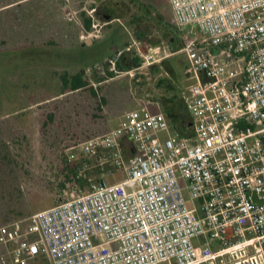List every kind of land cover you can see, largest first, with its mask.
Listing matches in <instances>:
<instances>
[{
    "label": "built area",
    "instance_id": "obj_1",
    "mask_svg": "<svg viewBox=\"0 0 264 264\" xmlns=\"http://www.w3.org/2000/svg\"><path fill=\"white\" fill-rule=\"evenodd\" d=\"M166 1L189 37L185 134L151 101L125 111L80 145L83 170L125 178L0 226V264H264V0Z\"/></svg>",
    "mask_w": 264,
    "mask_h": 264
},
{
    "label": "rangeland",
    "instance_id": "obj_2",
    "mask_svg": "<svg viewBox=\"0 0 264 264\" xmlns=\"http://www.w3.org/2000/svg\"><path fill=\"white\" fill-rule=\"evenodd\" d=\"M84 16L99 22L105 38L87 48L80 42L95 28L85 30ZM187 36L166 0H0V226L26 225L94 184L122 181V171L99 174L95 160L85 191L68 169L82 157L80 145L117 126L125 111L151 101L152 112L165 113L175 100L188 121ZM124 52L129 62L147 54L159 61L154 69L141 63L119 71L115 60ZM77 71L96 95L84 89L58 96L61 77ZM170 123L173 132L183 124Z\"/></svg>",
    "mask_w": 264,
    "mask_h": 264
},
{
    "label": "trees",
    "instance_id": "obj_3",
    "mask_svg": "<svg viewBox=\"0 0 264 264\" xmlns=\"http://www.w3.org/2000/svg\"><path fill=\"white\" fill-rule=\"evenodd\" d=\"M93 23L94 20L91 17L88 16H84L83 17V27L85 28L86 31L90 32V30H92L93 27ZM80 46L87 48L89 45H86L84 42H80ZM128 55L124 53H122L116 60H115V67L119 70V71H130L134 68L139 67V65L142 63V61L139 58L134 59L132 62H129V58L127 57ZM114 55H109L108 58H111V60L113 59ZM107 76L112 79L114 78V73L107 71ZM62 80V88L60 91V94L58 96H62L65 95L67 93H74L77 91H81L84 89H90V91L92 92V95L95 96V89L92 88L89 84V82L87 80H85L84 78V72L83 71H77L76 73L72 74V75H68V74H64L61 77ZM103 81V80H101ZM100 81V82H101ZM176 99V98H174ZM172 106L170 107V111H169V115L176 117L177 115L174 114L176 112V110L178 112H180L181 114H183V118H184V113L182 112V110H180L177 107V102L175 100H172ZM48 119H52L51 116H49ZM174 122V121H171ZM46 125V123L44 124ZM189 125V119L188 121H184L183 124L180 126L182 128H180L179 126L178 129L177 127H175L177 130H179L181 133L185 134L186 128ZM174 129V128H173ZM92 138V137H91ZM86 163L88 164H93L94 161H86ZM83 166H84V162L82 160V158H80L77 162H75V164L72 166V168L68 169V173H70L75 180L77 181L78 185H80V187H82V189L84 188H90L91 184L89 183V179L87 178V176L91 175V169L89 170V168L83 170ZM98 170H96L99 174L105 173L106 170H104L103 167L98 166L95 163V166ZM80 171V174L78 173ZM83 172V174H82ZM67 176H69V174H66ZM102 182V181H101ZM41 257L37 258L40 259ZM36 260V259H35Z\"/></svg>",
    "mask_w": 264,
    "mask_h": 264
},
{
    "label": "crops",
    "instance_id": "obj_4",
    "mask_svg": "<svg viewBox=\"0 0 264 264\" xmlns=\"http://www.w3.org/2000/svg\"><path fill=\"white\" fill-rule=\"evenodd\" d=\"M104 37H106V36H104ZM105 38H103L101 41H103ZM152 69H154V66L153 67H151ZM171 101V100H170ZM155 105H157V104H155ZM171 106L170 105H168V108H170ZM168 110V111H167ZM169 111H170V109H166V112H165V114H166V116L169 118L170 117V121H174L175 123H183L184 122V119H183V114H181L180 112H178L177 110H176V112L174 113V114H176L177 116L176 117H174V116H171V115H169L168 113H169ZM188 112V111H187ZM153 113H157V112H153ZM120 120H121V114H120V116H119V119H118V122H117V125H118V123L120 122ZM116 127V126H115ZM112 128H113V126H112ZM178 129V128H177ZM127 145H129V142L128 141H125V147H127ZM213 247V249H218V247L219 246H212Z\"/></svg>",
    "mask_w": 264,
    "mask_h": 264
},
{
    "label": "water",
    "instance_id": "obj_5",
    "mask_svg": "<svg viewBox=\"0 0 264 264\" xmlns=\"http://www.w3.org/2000/svg\"><path fill=\"white\" fill-rule=\"evenodd\" d=\"M93 39H91V38H88V39H86L85 41H83L86 45H90V44H92L93 43ZM97 41H101V39L99 38V39H97Z\"/></svg>",
    "mask_w": 264,
    "mask_h": 264
}]
</instances>
